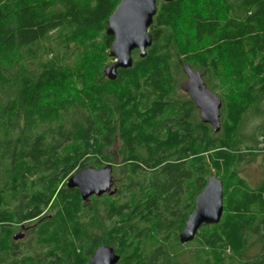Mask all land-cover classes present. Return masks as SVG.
Returning <instances> with one entry per match:
<instances>
[{
	"label": "trees",
	"instance_id": "obj_1",
	"mask_svg": "<svg viewBox=\"0 0 264 264\" xmlns=\"http://www.w3.org/2000/svg\"><path fill=\"white\" fill-rule=\"evenodd\" d=\"M119 2L0 0V264H87L103 244L117 264H264V185L250 190L239 175L262 151L264 0H159L146 55L135 50L111 78L106 29ZM186 66L215 81L219 131L181 114L190 100L175 98L176 74ZM258 118L245 142V122ZM117 134L122 180L101 157ZM108 164L118 187L89 200L99 208L66 186ZM210 175L224 183L221 221L182 244ZM99 209L114 221L103 237ZM24 221L32 238L38 226V245L23 259L15 232Z\"/></svg>",
	"mask_w": 264,
	"mask_h": 264
},
{
	"label": "water",
	"instance_id": "obj_2",
	"mask_svg": "<svg viewBox=\"0 0 264 264\" xmlns=\"http://www.w3.org/2000/svg\"><path fill=\"white\" fill-rule=\"evenodd\" d=\"M159 0H120L107 21V34L114 36L109 55L114 61L106 71L115 78L119 68L133 65L135 50L144 57L147 48L151 46L153 36L149 28L157 13ZM165 2L174 0H161ZM189 82L182 86L189 91L202 110L204 122H210L215 131L221 129L220 116L222 100L212 90H208L200 72L186 66ZM201 88V90H200ZM113 166L108 164L103 168L86 167L78 170L66 182L68 188H78L83 200L87 201L93 195L103 196L114 194ZM224 213V183L215 175H210L202 192L195 197V207L189 214L184 230L179 239L186 244L195 239L204 224H218ZM21 237V235H18ZM121 256L110 246L103 244L93 253L87 264H117Z\"/></svg>",
	"mask_w": 264,
	"mask_h": 264
},
{
	"label": "rangeland",
	"instance_id": "obj_3",
	"mask_svg": "<svg viewBox=\"0 0 264 264\" xmlns=\"http://www.w3.org/2000/svg\"><path fill=\"white\" fill-rule=\"evenodd\" d=\"M133 55L135 56V53ZM113 61H114V58H112L111 63ZM175 61L181 62L180 59H176ZM176 75H177L176 76V78H177L176 86H178V91L175 94V98L179 99L181 101H185V99H189V98L187 97V94L181 89V85L186 82L187 76L185 74L182 77L181 75H178V73ZM209 81H208V83H209L210 88L211 89L215 88V81L211 82V79ZM174 107L171 108L172 111H173ZM173 113L177 114V112H174V111H173ZM261 118H258V120H252V121H249V122H245V124L243 126V129H242V134L246 137V138H244L245 142L250 143L252 141L251 139H252L253 133H255L257 131L259 125L262 122ZM245 142L243 143V145H247L248 144V143H245ZM122 150H123V143H122V141L120 139V136L117 134V135H115L113 137V139L111 140V142L109 144H107V145H105L103 147L102 156H101L103 160L110 159V163L114 164L117 167V169L119 171L117 173V176H118V179H121V180L123 179V177L126 176V174H123L124 167H123V163H122L123 162ZM259 150L260 149H258V151ZM256 155H258L260 157H264V153L263 152L260 153V151ZM252 171L253 170H251L247 166L244 167V169H243V172L245 174L250 175V176H252ZM116 181L114 182V186L113 187L117 188L118 187V183H117L118 181L117 182ZM88 203L91 204L93 202L89 201ZM100 203H101L100 201H97V202H94L91 205H92V207L94 209H96V208L100 207ZM49 214H50L49 211H47V209H45V211L43 212L42 216L46 217ZM97 217H98V221H99V227L97 228V232L96 233L100 237H103L105 231L107 229H109L113 225L114 221L113 220H108L106 212L103 209H99V211L97 212ZM22 225L15 232V234H17V233L23 234V237L19 238L18 240H15V241H16V243L21 244V249H20L21 252L19 253V255L24 259V258H26L27 255H28V257L32 256V254H29V251L32 248H35L38 245V243H37L38 237H37V232H36V229H38V226L34 227L33 238H32L31 234H32L33 226H34L33 222L24 221ZM22 242H24V243H22ZM194 246H195V244H191L190 245L191 248L194 247ZM11 256H15V254L11 253ZM32 262L33 261H31V263ZM28 263L29 262H26V259H25L24 264H28Z\"/></svg>",
	"mask_w": 264,
	"mask_h": 264
},
{
	"label": "crops",
	"instance_id": "obj_4",
	"mask_svg": "<svg viewBox=\"0 0 264 264\" xmlns=\"http://www.w3.org/2000/svg\"><path fill=\"white\" fill-rule=\"evenodd\" d=\"M249 167L252 171V176L243 172L244 167ZM239 175L243 178L250 190H258L264 185V157L249 156L246 161L243 162ZM256 253L253 250L252 254Z\"/></svg>",
	"mask_w": 264,
	"mask_h": 264
},
{
	"label": "flooded vegetation",
	"instance_id": "obj_5",
	"mask_svg": "<svg viewBox=\"0 0 264 264\" xmlns=\"http://www.w3.org/2000/svg\"><path fill=\"white\" fill-rule=\"evenodd\" d=\"M186 76H187V80H186L185 83H183V84L181 85V87L189 82L190 77H189L188 74H186ZM202 79H203V82H204L206 88H207L208 90H212V89L208 86V84L205 82V79H204L203 76H202ZM183 90H184V89H183ZM200 90H201V88H200ZM212 91H214V90H212ZM184 92L187 94V97L189 98L188 100H190V104H185L184 106L181 107V114L183 113L184 117L186 118V117H187V114H189V113H188V110H192V112L195 113V118H196V119L199 118L202 122H204L203 119H202V110H201V108L198 106L196 100L192 97V95L190 94L189 91L184 90ZM214 92H215V91H214ZM204 123L209 124V125L214 129V126H213L210 122H204ZM214 130H215V129H214ZM78 190H79V189H78ZM93 196H96V195H93ZM93 196H92V197H93ZM92 197H90L89 200H91ZM89 200H87V201H89ZM18 235H21V237H19V238H22V237H23V234H19V233H18ZM92 255H93V254H92ZM91 257H92V256H91ZM90 259H91V258H90ZM89 261H90V260H89Z\"/></svg>",
	"mask_w": 264,
	"mask_h": 264
},
{
	"label": "built area",
	"instance_id": "obj_6",
	"mask_svg": "<svg viewBox=\"0 0 264 264\" xmlns=\"http://www.w3.org/2000/svg\"><path fill=\"white\" fill-rule=\"evenodd\" d=\"M261 139H262V141H263V143L261 144V148H262L261 150H262V151H260V150H259V151L264 153V137L261 138Z\"/></svg>",
	"mask_w": 264,
	"mask_h": 264
}]
</instances>
